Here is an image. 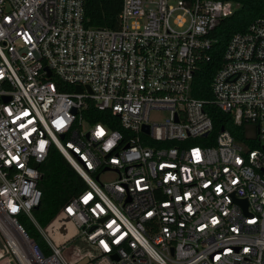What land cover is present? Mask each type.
<instances>
[{"label": "built area", "instance_id": "1", "mask_svg": "<svg viewBox=\"0 0 264 264\" xmlns=\"http://www.w3.org/2000/svg\"><path fill=\"white\" fill-rule=\"evenodd\" d=\"M239 5L121 0L110 27L84 0H0V264H264V13L227 40L210 96L192 93ZM211 105L244 141L223 125L209 141ZM50 146L86 183L52 237L32 213Z\"/></svg>", "mask_w": 264, "mask_h": 264}, {"label": "trees", "instance_id": "2", "mask_svg": "<svg viewBox=\"0 0 264 264\" xmlns=\"http://www.w3.org/2000/svg\"><path fill=\"white\" fill-rule=\"evenodd\" d=\"M239 1V7L232 14L224 17L211 33L216 41L213 44L211 59L201 63L202 68L196 73L192 92L195 96H210L209 82L221 63L223 48L231 34L245 29L248 22L264 13V0ZM120 7L121 0H84L86 23L93 26H115ZM207 109L213 120V130L209 134L211 143L215 141V135L222 125L229 129L236 139L245 140L241 127L233 125L227 113L214 105ZM85 115L90 122L106 120L104 113L94 106H90ZM250 143L256 145L255 141ZM39 167L41 177L38 185L42 195L39 204L32 209V213L38 223L46 227L57 216L63 205L86 187V183L56 146H50L46 158ZM20 219L28 233L45 252H48V245L32 220L26 215H21Z\"/></svg>", "mask_w": 264, "mask_h": 264}, {"label": "rangeland", "instance_id": "3", "mask_svg": "<svg viewBox=\"0 0 264 264\" xmlns=\"http://www.w3.org/2000/svg\"><path fill=\"white\" fill-rule=\"evenodd\" d=\"M165 114H166V111L165 110H153V111H151L150 112V119H152V120H158V119H160V118H162L163 116H165ZM86 125V124H85ZM196 141H197V139H196ZM114 177V173H112V172H103L101 175H100V178L102 179V180H105V179H108V178H113ZM61 225L62 224H64V223H60ZM68 224H70V223H65V226H67L66 228H67V230H69L70 229V226H68ZM58 227H60V226H58ZM46 231H47V233L52 237V235H53V229L52 228H49L48 226H46V227H43ZM73 239H75V237H73L71 240H73ZM76 240L79 242V243H82L83 245V247H84V249H85V247L87 246L86 244H85V242L79 237V238H76ZM5 264V263H4Z\"/></svg>", "mask_w": 264, "mask_h": 264}, {"label": "water", "instance_id": "4", "mask_svg": "<svg viewBox=\"0 0 264 264\" xmlns=\"http://www.w3.org/2000/svg\"><path fill=\"white\" fill-rule=\"evenodd\" d=\"M77 89H80V88H79V86H77ZM221 127H222V126H221ZM206 133H207V132H205L204 134H206ZM241 201H242V202H243V203L246 205V203H247V202H246V200H245V199H242ZM0 246H3V244H2V241H1V240H0ZM12 264H14V263L12 262Z\"/></svg>", "mask_w": 264, "mask_h": 264}, {"label": "crops", "instance_id": "5", "mask_svg": "<svg viewBox=\"0 0 264 264\" xmlns=\"http://www.w3.org/2000/svg\"><path fill=\"white\" fill-rule=\"evenodd\" d=\"M71 226V229L73 230L72 224H69Z\"/></svg>", "mask_w": 264, "mask_h": 264}]
</instances>
